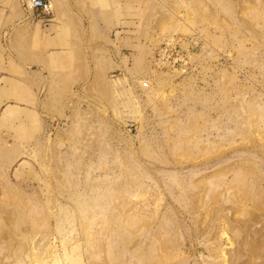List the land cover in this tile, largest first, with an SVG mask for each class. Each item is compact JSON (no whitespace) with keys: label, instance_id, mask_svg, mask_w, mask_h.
<instances>
[{"label":"rangeland","instance_id":"1","mask_svg":"<svg viewBox=\"0 0 264 264\" xmlns=\"http://www.w3.org/2000/svg\"><path fill=\"white\" fill-rule=\"evenodd\" d=\"M25 1L0 0V264H264V0L124 5L135 50L82 21L49 49ZM197 32L199 71L153 64Z\"/></svg>","mask_w":264,"mask_h":264},{"label":"crops","instance_id":"2","mask_svg":"<svg viewBox=\"0 0 264 264\" xmlns=\"http://www.w3.org/2000/svg\"><path fill=\"white\" fill-rule=\"evenodd\" d=\"M55 4V8L52 16H41L38 19L39 22L42 21V26H44L45 33L48 35L47 38L49 41L57 42L56 45L49 46V49L53 50H65L66 46H63V36L61 33L63 23L68 22L71 24L77 23V26L80 25L81 21L83 23H87V25H93L96 29L104 30L105 34L109 35L111 40L116 43L121 49L131 48L137 49L139 48V42L134 40V36H132V30L129 29L131 25H125V16L124 8L125 6L133 5L135 2H139L140 0H115V8L113 16L110 21H105L103 17L100 16V13L97 9L91 8L90 4L87 2L86 6L83 8L80 5H77L74 0H50ZM67 2V13L65 10ZM125 5V6H124ZM40 14V12H37ZM93 16H92V14ZM14 15H19L17 12H14ZM68 15V16H67ZM126 22L130 23V21L126 20ZM134 22V21H132ZM53 25H56L53 29ZM126 28V29H125ZM128 28V29H127ZM44 32V31H43ZM66 32V31H65ZM114 33V34H113ZM69 50V48H68ZM5 111V110H4Z\"/></svg>","mask_w":264,"mask_h":264},{"label":"built area","instance_id":"3","mask_svg":"<svg viewBox=\"0 0 264 264\" xmlns=\"http://www.w3.org/2000/svg\"><path fill=\"white\" fill-rule=\"evenodd\" d=\"M24 7L33 10L37 15L50 16L54 7L50 0H28ZM204 38L201 33L168 35L156 47L153 55V64L160 69L177 71L181 74H190L199 71L200 60L198 56L204 49Z\"/></svg>","mask_w":264,"mask_h":264},{"label":"bare ground","instance_id":"4","mask_svg":"<svg viewBox=\"0 0 264 264\" xmlns=\"http://www.w3.org/2000/svg\"><path fill=\"white\" fill-rule=\"evenodd\" d=\"M35 60V59H34ZM37 62V61H36ZM253 213V212H252ZM255 215V214H254Z\"/></svg>","mask_w":264,"mask_h":264}]
</instances>
